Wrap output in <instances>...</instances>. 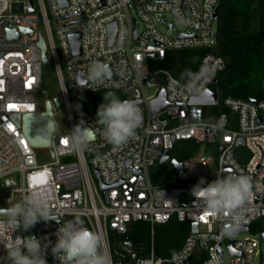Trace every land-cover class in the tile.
Instances as JSON below:
<instances>
[{"label":"built area","instance_id":"obj_1","mask_svg":"<svg viewBox=\"0 0 264 264\" xmlns=\"http://www.w3.org/2000/svg\"><path fill=\"white\" fill-rule=\"evenodd\" d=\"M67 1L62 5L60 0H0V187L5 189L0 195V207L22 201L32 189L46 187L52 193L51 213L59 220H41L33 227V235L42 243L50 241L54 245L63 223L78 219L102 237L101 250L110 264H189L197 256H203L200 264H224L222 247L226 240L229 264H264V232L259 239L239 236L264 219V93L256 101L221 99L219 95L216 105L191 104L193 98L211 88L225 68L226 59L206 53L192 74L195 80L191 85L189 78L182 80L167 68L174 64L173 50L216 45L219 0ZM113 23L115 40L110 43ZM177 23L183 30H177ZM9 30H15V35L9 37ZM41 33L70 124V131L60 134L55 133V124L48 145L53 160L45 163L38 162L34 145L15 119L16 115L46 110L37 103L45 64L38 43ZM74 34H79V52L72 47ZM155 61L161 66L151 68ZM93 62L108 64L113 76L97 90L90 88L95 87L91 82L81 88L76 82L79 74H87ZM202 69L210 70V75L201 78ZM145 85L155 86V93L147 95ZM262 87L264 92V78ZM119 89L133 92L131 99L140 100L137 105L143 121L135 138L114 147L103 138V126L86 113L81 126L94 129L96 138L86 149L73 150L69 138L77 124L72 100L78 101L87 93ZM163 90L167 104L153 113L152 102ZM48 101L54 109L57 107L53 100ZM214 106L221 107L215 115L209 111ZM81 112L84 111H79V117ZM186 140L204 143L208 151L196 152L181 161L186 179L211 182L218 176L241 173L251 177L254 197L244 220L236 227L247 226V231L225 234L227 222L204 211L202 203L192 195L193 186L153 183L149 168L166 151H172L177 142ZM244 150L250 152L247 161ZM174 189L188 192L175 199ZM172 216L196 222L198 230L194 232L191 227L182 246L171 256H160L153 238L145 245V255H140L138 249L112 248V230L123 235L131 224L145 221L152 225L153 233L155 224L165 223ZM13 235L29 236L31 229L17 230ZM4 256L6 251L0 244V257ZM46 259L48 264H59L51 254V246Z\"/></svg>","mask_w":264,"mask_h":264},{"label":"clouds","instance_id":"obj_2","mask_svg":"<svg viewBox=\"0 0 264 264\" xmlns=\"http://www.w3.org/2000/svg\"><path fill=\"white\" fill-rule=\"evenodd\" d=\"M6 2V0H5ZM201 78L210 75V70H201ZM113 72L108 64L93 62L82 79L76 82L81 88L97 90L111 80ZM195 76L189 74V84ZM97 111V121L103 126V138L114 147H120L135 138L136 130L143 121L142 111L132 99H120L114 92L103 95ZM96 138L90 127L77 125L69 138L73 150L86 149ZM259 190V186H256ZM254 184L250 176L233 174L218 176L211 182L204 178L193 186L192 195L199 200L206 213L226 221L225 234L232 231L244 220L254 197ZM52 193L46 187L30 190L22 201L7 207H0V244L4 246L11 264H48L46 254L51 246V254L59 264H110L109 257L101 250L102 237L83 226L82 221L74 220L58 229L57 240L42 243L35 235L20 236L17 230L29 231L41 220L49 221L56 217L51 213Z\"/></svg>","mask_w":264,"mask_h":264},{"label":"trees","instance_id":"obj_3","mask_svg":"<svg viewBox=\"0 0 264 264\" xmlns=\"http://www.w3.org/2000/svg\"><path fill=\"white\" fill-rule=\"evenodd\" d=\"M218 11L216 45L212 48L180 50L183 66L173 69V72L180 79L186 80L189 78V74L192 75L198 68L202 57L208 52H213L226 59V66L218 73L217 82L211 86V89L217 91L221 99L235 97L245 100H259L263 97L264 0H219ZM108 91L114 92L120 99H125V90H100L87 93L76 101L77 110L84 111L97 119L98 108L104 103L103 95ZM218 110H212L214 115ZM186 142L196 144L190 140H186ZM174 149L175 146L172 148L171 154ZM195 153L194 150L187 152L184 158H188ZM172 158L178 161L181 160L177 156ZM178 181L177 186L171 180L158 183L164 186L187 188V182ZM133 224H135V231L129 234L128 237L139 245V254L145 255L147 253L145 245L148 246L151 232L148 226L149 223L140 221ZM140 225L144 226V233L140 232ZM252 226H258L264 232V219L258 220L250 228ZM153 230L155 239L157 234L160 233L161 245H163V242L168 244L162 249L156 239V252L163 257L171 256L173 252L178 250L182 246L185 237L190 233V228L186 222L179 221L176 216H172L165 223H159L158 227ZM126 238L117 242L110 234L112 248L123 250L122 244ZM143 246L144 248H142ZM197 258L195 264H200Z\"/></svg>","mask_w":264,"mask_h":264},{"label":"rangeland","instance_id":"obj_4","mask_svg":"<svg viewBox=\"0 0 264 264\" xmlns=\"http://www.w3.org/2000/svg\"><path fill=\"white\" fill-rule=\"evenodd\" d=\"M169 20H171L170 15H166ZM53 25V23H52ZM54 27V25H53ZM215 27H217V22L215 23ZM177 30H183L182 26L180 24H176ZM161 29H165L164 25H161ZM172 54L174 55V64L173 66L167 67L168 69L172 70L175 68H179L182 64L178 63L181 62L182 58V52L180 50H173ZM155 64V65H154ZM154 64H151V68H158L161 65L157 61L154 62ZM183 66V65H182ZM42 78H43V83L41 85L40 90L37 92V103L39 105V108L41 110H45L47 108V102L48 100H54L56 97H62V91L60 88L59 80L55 71V67L53 62L51 61L49 64H44L42 67ZM263 78H264V71H263ZM155 86H149L145 85V93L147 95H153L155 93ZM264 93V92H263ZM134 93L133 92H126L125 93V99H131L133 97ZM72 107L74 108V113H75V120L76 124L80 125L81 124V119L79 117V111L77 110V102L72 100ZM221 108L220 106H214L210 107L209 111L212 110H218ZM53 120L57 126V129L55 133L60 134V133H65L70 131V124L68 120V116L65 111L61 112L58 107L54 109V114H53ZM36 158L39 163H45V162H50L53 160L51 150L49 146H34L33 147ZM192 150L199 152V151H207V147L205 146L204 143H196V144H189L186 141H179L175 145V149L173 153L171 154L172 157L177 156L180 162L186 158L185 154L187 152H191ZM95 152L87 154V158H90L92 155H94ZM215 156H217V153H213ZM250 152L248 150H244V161H247L249 159ZM68 159H73V158H68ZM66 158H62L63 161L68 160ZM214 167V165H212ZM149 175L153 183L159 184L158 182L161 181H172L175 186H177V183H179L178 180H183L187 182V187H191L196 185L198 182L195 180H189V179H180L178 176V170L172 163L171 159L167 160L163 163L157 162L155 165L151 166L149 168ZM98 186V182H96ZM173 185V186H174ZM5 189L3 187H0V195H2V192H4ZM140 222V221H139ZM188 227L190 228L191 231V222L185 221ZM150 227V238L148 239V245L151 243L152 238L154 240V244L156 246V239L158 242V245L160 248H165L168 246L166 242H163V245H161L159 238H160V233L157 234V238L155 239L154 234L152 233V225L149 223L148 225ZM158 224H155L154 228H157ZM135 231V224H131L128 232L126 234H113L110 233L111 236L116 240L117 242L120 241L121 239H125L128 237L129 234ZM145 229L143 225H140V232L144 233ZM262 234V229L258 226H252L249 231L247 232H242L239 234V236L244 237V236H250V237H255L257 239L260 238ZM223 256L222 260L224 264H229V259H230V250L228 246V241L226 240L223 244ZM169 257V256H168ZM195 257L189 264H195ZM200 258V259H198ZM197 260L200 262L203 258V256L198 257ZM200 260V261H199ZM0 264H11L10 260L7 258V256L0 257Z\"/></svg>","mask_w":264,"mask_h":264},{"label":"water","instance_id":"obj_5","mask_svg":"<svg viewBox=\"0 0 264 264\" xmlns=\"http://www.w3.org/2000/svg\"><path fill=\"white\" fill-rule=\"evenodd\" d=\"M60 3L62 5H66L68 3L67 0H60ZM32 4V2H30ZM218 14L219 11L217 10L215 13V18L218 19ZM15 30H9L8 31V36L12 37L15 35ZM115 40V24H111L110 26V43H114ZM39 45L42 49V55H43V60L46 64H49L51 62L49 53L45 44V40L43 37V34H40V39H39ZM71 43L73 50L75 52L80 51V38L79 34H74L71 36ZM86 76L85 73H80L79 78L82 79ZM217 82V79L213 81V84ZM218 96L219 93L217 91L212 90L211 88L207 89L203 94L200 96H197L191 100V104H200V105H216L218 102ZM54 103L56 106L60 109L61 112H63L62 106H61V100L59 97H56L54 100ZM135 103L137 104L140 102L139 99L134 100ZM256 101V100H254ZM167 101H166V93L163 90L158 98L153 100L152 102V108H153V113H156L159 109H162L166 106ZM53 114H54V108L51 103V101L47 102V108L45 112H39V113H26L22 117L20 115H16L15 119L18 123L22 124L23 131L30 141V143L34 146H48L51 142V132L55 128V122L53 120ZM86 116V112H81L80 113V119L83 121L84 117ZM83 127H88L86 125H82ZM171 151L168 150L164 153L162 158L159 160L160 163H163L167 160L172 161L174 166L178 170V176L180 179H186L187 175L183 169L182 163L178 161L177 159L171 158L170 155ZM97 176L99 177V173L97 170H95ZM100 179V177H99ZM187 189H174V197L175 199H178L180 194L182 193H187ZM57 220H59L56 217ZM192 231H197L198 230V225L196 222L191 223ZM249 227L243 226V227H238L232 231L233 235H236L240 231H247ZM112 233L115 234L116 231L112 230ZM31 235H33V227L31 228ZM264 237V234H263ZM122 247H126V249L129 250H137L139 248V245L133 241L131 238H127L126 242L122 244ZM144 248V246L142 247Z\"/></svg>","mask_w":264,"mask_h":264},{"label":"snow or ice","instance_id":"obj_6","mask_svg":"<svg viewBox=\"0 0 264 264\" xmlns=\"http://www.w3.org/2000/svg\"><path fill=\"white\" fill-rule=\"evenodd\" d=\"M65 143H66V141H65Z\"/></svg>","mask_w":264,"mask_h":264},{"label":"flooded vegetation","instance_id":"obj_7","mask_svg":"<svg viewBox=\"0 0 264 264\" xmlns=\"http://www.w3.org/2000/svg\"><path fill=\"white\" fill-rule=\"evenodd\" d=\"M171 155V154H170Z\"/></svg>","mask_w":264,"mask_h":264}]
</instances>
